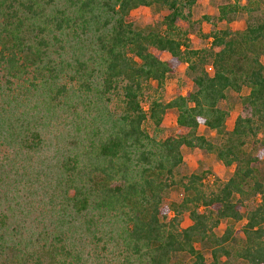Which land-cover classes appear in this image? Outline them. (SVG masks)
Here are the masks:
<instances>
[{
    "label": "trees",
    "instance_id": "16d2710c",
    "mask_svg": "<svg viewBox=\"0 0 264 264\" xmlns=\"http://www.w3.org/2000/svg\"><path fill=\"white\" fill-rule=\"evenodd\" d=\"M195 1L0 0V264H264L263 0L219 5L246 25L201 49L178 27ZM139 7L167 14L141 28ZM243 88L228 131L219 104ZM183 148L230 177L182 174Z\"/></svg>",
    "mask_w": 264,
    "mask_h": 264
},
{
    "label": "rangeland",
    "instance_id": "374dc122",
    "mask_svg": "<svg viewBox=\"0 0 264 264\" xmlns=\"http://www.w3.org/2000/svg\"><path fill=\"white\" fill-rule=\"evenodd\" d=\"M228 2V0H196L195 4L191 8V18L189 22L180 21L178 27L182 32L188 33L189 45L194 49H201L208 47L210 44L209 34L213 30H224L230 29L232 31L244 29L248 16L246 14H238L237 17L230 23L218 22V6ZM242 3L245 0H241ZM264 11V0L260 4L258 14ZM167 14L166 11L156 10L153 8L139 7L132 11L131 16L134 19V23L141 28L146 26H158L162 18ZM203 18H209V21ZM164 30V28H161ZM153 53L158 51L151 49ZM264 64V57L262 58ZM186 65L181 64L177 69L173 77L168 79L163 85L162 98L165 102L170 101L176 94L179 88V80L185 72ZM185 93V90H182ZM248 93L247 88H243L241 93L236 94L229 91L224 101H221L219 107L223 110L228 111L229 117L226 120L225 127L229 131L232 129L233 123L239 114L240 103L239 99ZM176 120V111L168 110L163 117V124L167 128L162 135L167 134L169 130H173V126ZM149 132L154 133L153 127H149ZM154 130V131H153ZM199 135L210 136L208 131L204 127L198 129ZM212 135V134H211ZM182 155L185 159V168L181 169V173H192L198 167V161L203 163V167L211 169L214 176L219 178L221 181H226L232 171L233 167H225L220 162L216 161L214 156L204 151H193L188 148L182 149ZM181 198V192L179 190H172L169 195V201H178ZM190 220L187 216H184L181 222V228H185L190 225ZM239 226V225H237ZM224 227L221 225L217 230L216 234L220 235ZM206 260L210 261V255L208 252H204Z\"/></svg>",
    "mask_w": 264,
    "mask_h": 264
}]
</instances>
